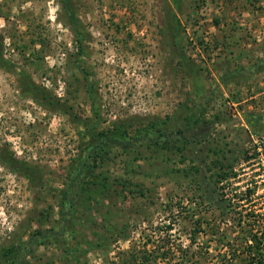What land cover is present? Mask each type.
I'll return each mask as SVG.
<instances>
[{"label":"rangeland","instance_id":"obj_1","mask_svg":"<svg viewBox=\"0 0 264 264\" xmlns=\"http://www.w3.org/2000/svg\"><path fill=\"white\" fill-rule=\"evenodd\" d=\"M0 59V264H264V0H0ZM120 128L138 155L107 141L93 161ZM93 177L105 199L84 197Z\"/></svg>","mask_w":264,"mask_h":264},{"label":"trees","instance_id":"obj_2","mask_svg":"<svg viewBox=\"0 0 264 264\" xmlns=\"http://www.w3.org/2000/svg\"><path fill=\"white\" fill-rule=\"evenodd\" d=\"M66 11H68V8H66ZM66 15H67L66 16L67 21L71 27V30L77 38L76 39L77 44H78V46H80L81 41H82V34L79 30L78 24L74 20L71 13L69 14V12H67ZM261 61L264 62V59H262ZM0 65L2 67H5L7 64L3 63L2 60L0 59ZM22 92L25 93L26 95L30 96L33 100H35L38 104H40L45 109H50L52 111H60L61 113L63 112L61 110V108L59 107L58 101L55 100V98L51 97V95L46 93L44 91V89H42V91L39 90L32 82L26 83L24 88H22ZM251 115H252V118L255 117L257 119V116H255L254 114H251ZM248 123H250V125H253L252 122H248ZM179 135L181 137V133ZM100 136H101V140L103 143L101 145L98 144L94 147H91V150H90L91 151L90 154H92L93 161L95 160V158L93 156L98 154L101 147L106 145L107 141H111V142L115 141L114 143L119 145L124 151H129L132 148L134 150L132 152H134L135 155H138L139 149L135 148L136 145H139L136 143L137 137H132V138L128 137L126 129H121V128L116 129V130H114V132H111L110 135H107L105 133H101ZM153 139L154 140H152L151 142H148V145H147L148 147L149 146H155V145L157 146L159 144V142L161 141L160 136H157L156 138H153ZM162 141L168 142V138H164ZM181 141H182L181 142L182 148H186L187 144H188V140H186L185 138H181ZM4 161L9 165L14 164L15 165L14 169L16 171L20 172L22 174V176L25 177V179L30 183V185H32V187H35V185H38V187H42L41 177L35 173V171L33 170V167H31L27 164H24V163L18 164V162L13 160L12 157L9 160L4 159ZM83 167H85V166H83ZM81 170H82V168L76 172H72V175L74 173V176H70L68 174V182L75 180ZM88 171H91V168H89ZM221 175L223 178L224 177L223 174H221ZM93 178L95 179V177H93ZM86 185L87 186H86V189L84 190L83 194L87 200H90V199H92V197L94 198L95 196H98V195L100 197H102V199H105L107 197L108 192H105L106 191V189H104L105 186L102 183L96 181V179L91 181V182L86 183ZM133 187H134V190L132 192L129 190V192L131 194L133 192L139 193V194H141L143 192L142 189H138L137 185H134ZM70 189H71V186L68 183L66 185V187L64 188V190L57 192L58 196H59V198H58L59 199L58 200L59 201L58 202V204H59L58 226H57V228L49 229L46 231L49 233L53 232V236L58 237V239H60V242L65 241V239L63 237L67 232H73L74 231V227L71 225L72 222H70V219L74 216V203H73L72 199L69 198ZM142 195H143V193H142ZM46 237H47V235H44L43 233L41 234L39 231L34 232L33 234H30L28 236L26 242L22 246L11 245L7 248L6 247L2 248V255L5 257H8L9 261L13 260V259H15L14 257H17L18 255L22 256L23 253H27V251L29 250L31 245L43 244ZM39 239L42 242H38ZM258 239L260 240V238H258ZM256 241H257V238L254 239V242H256ZM250 263L251 264H262V260L260 258H257V259L250 260ZM19 264H22V263L19 262Z\"/></svg>","mask_w":264,"mask_h":264}]
</instances>
